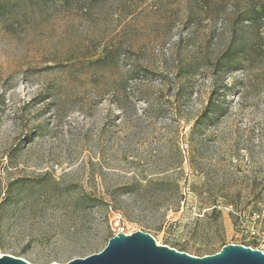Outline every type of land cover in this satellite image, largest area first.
<instances>
[{"label":"rangeland","instance_id":"1","mask_svg":"<svg viewBox=\"0 0 264 264\" xmlns=\"http://www.w3.org/2000/svg\"><path fill=\"white\" fill-rule=\"evenodd\" d=\"M263 6L0 0V254L65 264L117 224L198 257L264 251Z\"/></svg>","mask_w":264,"mask_h":264},{"label":"water","instance_id":"2","mask_svg":"<svg viewBox=\"0 0 264 264\" xmlns=\"http://www.w3.org/2000/svg\"><path fill=\"white\" fill-rule=\"evenodd\" d=\"M0 264L32 263L11 254H0ZM65 264H264V251L243 244H227L215 254L198 257L158 244L150 233L137 231L119 233L101 252Z\"/></svg>","mask_w":264,"mask_h":264},{"label":"trees","instance_id":"3","mask_svg":"<svg viewBox=\"0 0 264 264\" xmlns=\"http://www.w3.org/2000/svg\"><path fill=\"white\" fill-rule=\"evenodd\" d=\"M83 3L85 5H88V4H91L92 2H94L95 0H82ZM191 6V2L190 1H187V10H188V15H190V8ZM82 10H86L88 8H85V7H82L81 8ZM254 13H257V15L261 16V17H264V6L261 8V9H257V8H253L252 10ZM119 47L116 46V47H113V46H110V47H102V49L100 51H95L93 54H91L88 59H87V64L88 65H105L106 63H108L110 60L112 61L116 55L118 54L119 52ZM231 47L230 48H227L226 51H225V56H226V60L228 63L229 61L231 60H228L227 59V56L229 53H232L231 52ZM229 57V56H228ZM216 65L220 68H222V48L219 50V53L217 55V58H216ZM217 84H216V81H214V84H213V89H212V92L210 93V96H209V101H208V104L204 110V116L208 113H215L217 112V100L219 98V94L217 92ZM13 183H10V185H12Z\"/></svg>","mask_w":264,"mask_h":264},{"label":"built area","instance_id":"4","mask_svg":"<svg viewBox=\"0 0 264 264\" xmlns=\"http://www.w3.org/2000/svg\"><path fill=\"white\" fill-rule=\"evenodd\" d=\"M119 225L117 232L115 235L119 234V233H124V234H128V232L126 231V228L124 226V224H117Z\"/></svg>","mask_w":264,"mask_h":264}]
</instances>
